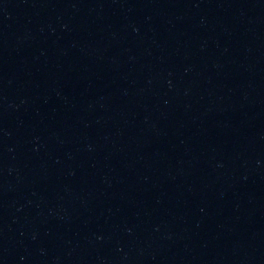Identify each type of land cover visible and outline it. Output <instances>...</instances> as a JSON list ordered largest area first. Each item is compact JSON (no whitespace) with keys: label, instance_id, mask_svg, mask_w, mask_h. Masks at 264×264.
Instances as JSON below:
<instances>
[{"label":"water","instance_id":"obj_1","mask_svg":"<svg viewBox=\"0 0 264 264\" xmlns=\"http://www.w3.org/2000/svg\"><path fill=\"white\" fill-rule=\"evenodd\" d=\"M0 264H264V0H0Z\"/></svg>","mask_w":264,"mask_h":264}]
</instances>
